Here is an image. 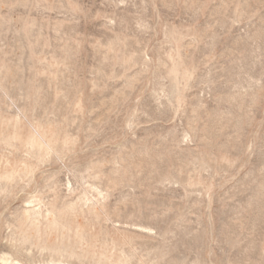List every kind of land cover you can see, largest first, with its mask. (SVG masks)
I'll return each mask as SVG.
<instances>
[{
    "label": "rangeland",
    "instance_id": "rangeland-1",
    "mask_svg": "<svg viewBox=\"0 0 264 264\" xmlns=\"http://www.w3.org/2000/svg\"><path fill=\"white\" fill-rule=\"evenodd\" d=\"M0 264H264V0H0Z\"/></svg>",
    "mask_w": 264,
    "mask_h": 264
}]
</instances>
